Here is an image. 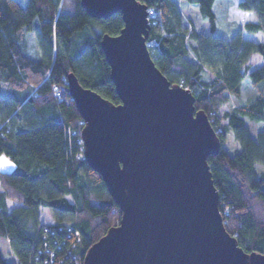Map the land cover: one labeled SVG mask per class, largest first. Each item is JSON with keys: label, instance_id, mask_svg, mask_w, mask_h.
Wrapping results in <instances>:
<instances>
[{"label": "trees", "instance_id": "1", "mask_svg": "<svg viewBox=\"0 0 264 264\" xmlns=\"http://www.w3.org/2000/svg\"><path fill=\"white\" fill-rule=\"evenodd\" d=\"M137 1L158 13L147 39L158 43L148 49L154 65L191 91L195 110L206 113L220 140L207 162L225 230L246 253L264 255V41L242 36L264 35V0H240L238 8L255 20L227 36L216 34L215 0ZM122 28L119 12L91 18L80 0H0V82L7 92L0 94V157L15 166L0 171V237L13 257L8 263L0 256V264H33L38 250L40 259L53 254L55 264H83L88 249L118 225L121 211L101 177L77 158L83 124L66 79L73 73L81 86L119 104L100 41ZM255 55L263 63L250 70ZM245 78L256 95L219 115L240 98ZM228 133L240 148L234 154L225 147ZM41 209L49 222L40 221Z\"/></svg>", "mask_w": 264, "mask_h": 264}, {"label": "water", "instance_id": "2", "mask_svg": "<svg viewBox=\"0 0 264 264\" xmlns=\"http://www.w3.org/2000/svg\"><path fill=\"white\" fill-rule=\"evenodd\" d=\"M86 14L119 12L123 28L100 48L120 103L84 88L68 93L83 120L84 160L118 205V225L94 243L83 264H264L224 228L207 162L220 140L190 90L171 84L148 51L146 6L137 0H80Z\"/></svg>", "mask_w": 264, "mask_h": 264}, {"label": "rangeland", "instance_id": "3", "mask_svg": "<svg viewBox=\"0 0 264 264\" xmlns=\"http://www.w3.org/2000/svg\"><path fill=\"white\" fill-rule=\"evenodd\" d=\"M18 1L23 6H25L28 2V0H18ZM234 6H235V4L230 3L229 14L225 13V19L226 20L230 19L232 21L233 19H236L234 12H233L235 10ZM220 7H221V3H219V2H217L216 5L214 6V13H215L216 22H217L216 34L221 35V36H224V35L227 36V34H226L227 30L225 27H229L230 24H227V23H229V21H226V24H225L224 13ZM189 14L195 19V21L197 23L198 30L206 28L205 27L206 24L203 21H201L199 16H197L195 10H189ZM259 62H260V59L254 57V58L249 60L247 65H248L249 69L252 70V69L258 68L262 65L261 64L262 62H260V63ZM6 93H7L6 92V86L4 85V83L0 82V94H6ZM255 95H256L255 89L250 85L248 78H245L241 84V96H240V98L238 100L231 99L226 105L222 106V108L220 109L218 114L221 115L223 112L228 111L232 107L248 103ZM225 147L228 149V151L231 154H234L235 152H238L240 150L238 144L234 141L233 135L231 133H228L226 136ZM0 166H1L0 171L8 172V171L2 169V168H4L2 166V163L0 164ZM11 206H13V205L10 204V207ZM40 212H41V218H42V220H40V221L42 223L49 222L51 220L47 209H41ZM0 256L8 263L13 262V257L10 253L9 243H8L7 238H5V237H0Z\"/></svg>", "mask_w": 264, "mask_h": 264}, {"label": "crops", "instance_id": "4", "mask_svg": "<svg viewBox=\"0 0 264 264\" xmlns=\"http://www.w3.org/2000/svg\"><path fill=\"white\" fill-rule=\"evenodd\" d=\"M217 2L221 3V7L220 8L222 9V11L224 13V21H225V24H226V21H229V23H227V24H230L229 27H225L226 30H227V33H226L227 35H231L232 33H235L245 23L253 22L255 20V17H254V15H253L252 12H245V11H242V10H240L238 8V4L240 3V0H215V2L213 4V11H214V6L216 5ZM230 3L235 4V6H234V9L235 10L233 12H234V15H235L236 19H233L232 21L230 19H227V20L225 19V13L226 14H229V11H230L229 10L230 9ZM216 25H217V23H216ZM242 36H243L244 39L252 40L254 42H262V41H264V35L262 33L247 34V33L243 32L242 33ZM254 57L259 58L257 55H255V56H252L250 59H252ZM260 62H262L261 59H260ZM1 163H2V166L4 167L2 169L6 170L8 172L13 171L14 168H15L14 164L12 162H10L5 157H0V164ZM9 203L11 204V202H8V208L11 209L13 206L10 207V204ZM39 216H40V220H42V218H41V212L39 213Z\"/></svg>", "mask_w": 264, "mask_h": 264}, {"label": "built area", "instance_id": "5", "mask_svg": "<svg viewBox=\"0 0 264 264\" xmlns=\"http://www.w3.org/2000/svg\"><path fill=\"white\" fill-rule=\"evenodd\" d=\"M147 13H148V19H149L150 24L152 26H155L157 23L158 13L151 8L147 9ZM147 46L149 48L157 47L158 43L155 41H148ZM81 124H83V120H82ZM77 143L80 144L79 152L77 153V158L84 159V146H83L82 139L81 138L78 139ZM48 224H46V225L49 226ZM45 231H48V229L46 228ZM68 232H71L70 227L68 228ZM68 237H70V236H68ZM43 239H44V237H43ZM41 253H42L41 250H38V252L36 253V256L33 257V261H34L33 264H55V259H54L53 254L50 255L49 259H40Z\"/></svg>", "mask_w": 264, "mask_h": 264}, {"label": "bare ground", "instance_id": "6", "mask_svg": "<svg viewBox=\"0 0 264 264\" xmlns=\"http://www.w3.org/2000/svg\"><path fill=\"white\" fill-rule=\"evenodd\" d=\"M146 11H147V8H146ZM148 14V13H147ZM147 19H148V15H147ZM149 19H148V25H149ZM146 45H147V41H146ZM147 48L149 49V47L147 46ZM149 51V50H148Z\"/></svg>", "mask_w": 264, "mask_h": 264}]
</instances>
